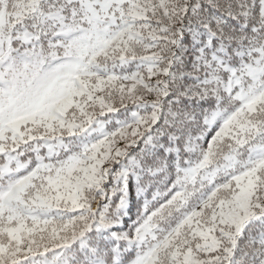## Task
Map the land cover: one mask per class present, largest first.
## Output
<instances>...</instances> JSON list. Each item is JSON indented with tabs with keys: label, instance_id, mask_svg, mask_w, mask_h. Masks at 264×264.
Returning <instances> with one entry per match:
<instances>
[{
	"label": "snow or ice",
	"instance_id": "obj_1",
	"mask_svg": "<svg viewBox=\"0 0 264 264\" xmlns=\"http://www.w3.org/2000/svg\"><path fill=\"white\" fill-rule=\"evenodd\" d=\"M0 264H264V0H0Z\"/></svg>",
	"mask_w": 264,
	"mask_h": 264
}]
</instances>
